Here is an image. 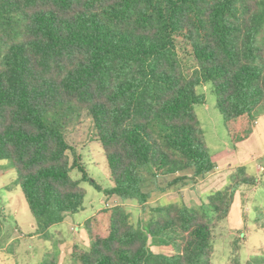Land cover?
I'll return each instance as SVG.
<instances>
[{"label":"trees","instance_id":"obj_1","mask_svg":"<svg viewBox=\"0 0 264 264\" xmlns=\"http://www.w3.org/2000/svg\"><path fill=\"white\" fill-rule=\"evenodd\" d=\"M205 84L231 144L248 139L264 112V0H0V161L16 174L35 233L82 211L88 181L145 217L101 208L84 221L89 245L71 264H211L236 191L257 179L238 167L198 206L182 196L151 204L216 169L194 109ZM70 108L93 121L108 188L66 140ZM2 214L0 249L13 255ZM39 264L58 262L47 254Z\"/></svg>","mask_w":264,"mask_h":264},{"label":"rangeland","instance_id":"obj_2","mask_svg":"<svg viewBox=\"0 0 264 264\" xmlns=\"http://www.w3.org/2000/svg\"><path fill=\"white\" fill-rule=\"evenodd\" d=\"M196 91L205 95V104L194 107L200 132L211 154L216 155L215 161L223 168L221 172L225 173L230 165L233 172L238 167H244L246 175L257 179L255 185H243L236 191L231 205L232 211H229L230 217L216 228L211 264H234V258L238 264H264V228L260 226L264 221V112L257 118V134L247 142L239 144L235 150L233 147L236 145H227L225 122L216 108V95L210 85L197 86ZM61 113L66 140L79 155V164L99 186L108 188V169L95 136L92 119L84 111L73 108ZM71 176L80 179L81 173L75 168L71 171ZM15 178L16 174L10 162L0 161L3 237L5 246L8 248L13 244L14 250L12 255V252H6L4 248L0 249V264H39L47 254L54 256L58 264H71L72 252L86 249L89 245L81 223L104 207L123 204L133 214L135 221L145 217L138 203L122 202L117 197L106 198L102 191L95 189L88 181H81V186L86 190L84 209L68 214L64 222L50 227L46 234L39 235L35 233L36 220L21 189L14 183ZM159 180L162 183L167 178L160 177ZM154 199L151 204L157 202ZM239 206H242L244 225L231 229L236 207ZM152 250L161 252L156 247Z\"/></svg>","mask_w":264,"mask_h":264},{"label":"crops","instance_id":"obj_3","mask_svg":"<svg viewBox=\"0 0 264 264\" xmlns=\"http://www.w3.org/2000/svg\"><path fill=\"white\" fill-rule=\"evenodd\" d=\"M257 123L259 124L258 121H257ZM257 130H258V127L257 128L255 127L252 135L248 139H246V140H244L242 142H239L238 144H236V147H233V146L232 147L234 149L235 148L237 149V146L239 144L245 143L248 140H250L252 137H254L257 134ZM227 138H228V141H229V142L227 141V145H228V143L231 144L229 137H227ZM228 147H229V145H228ZM215 156L216 155H213V153H212V157H213L214 161H215ZM215 163L217 165L215 171L213 173L207 175L205 178L199 180L196 184H193V185L190 184L189 186H187V187H185V188H183V189H181L179 191H171V192H168L166 194H158L157 193V194L154 195V198H155L154 201H157V202L158 201H166V202L176 201V200L180 199V196H182L183 201L188 206H191V205L198 206L202 202H207V195L210 192H212V191H217V190L221 189L227 183L229 175L233 172V168L231 167L232 165L229 166V169H227V171L225 173H222L221 171H223V168L219 167L217 161H215ZM236 196H237V194H236ZM105 197L106 198H112V197L119 198L118 196H111V197L105 196ZM231 211H232V208H231ZM241 211H243L242 210V206H241V208H240V206L236 207L235 220H234V223H233L234 224L233 226H235V227L231 226L230 227L231 229H237V228H239V227L244 225V221L242 219L243 218V213ZM67 215L65 216L64 220H66V217H68ZM228 217H230V213H229ZM84 221H83V223H84ZM83 223H81L82 227H83ZM153 247H156L159 250L161 249L160 246L152 245L151 248H153Z\"/></svg>","mask_w":264,"mask_h":264}]
</instances>
